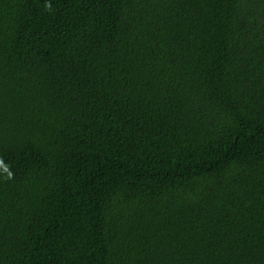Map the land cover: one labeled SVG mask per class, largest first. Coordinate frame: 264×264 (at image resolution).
Listing matches in <instances>:
<instances>
[{
  "label": "trees",
  "instance_id": "1",
  "mask_svg": "<svg viewBox=\"0 0 264 264\" xmlns=\"http://www.w3.org/2000/svg\"><path fill=\"white\" fill-rule=\"evenodd\" d=\"M0 264H264V0H0Z\"/></svg>",
  "mask_w": 264,
  "mask_h": 264
}]
</instances>
